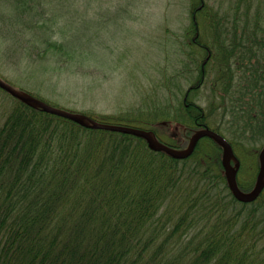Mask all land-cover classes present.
<instances>
[{
  "label": "trees",
  "instance_id": "16d2710c",
  "mask_svg": "<svg viewBox=\"0 0 264 264\" xmlns=\"http://www.w3.org/2000/svg\"><path fill=\"white\" fill-rule=\"evenodd\" d=\"M5 2L6 25L41 29L45 52L66 50V40L48 34L54 8ZM198 8L193 46L206 58L189 54L190 86L173 83L174 101L162 109L153 100L149 112L121 121L142 123L159 140V115L186 140L211 129L232 145V165L242 166L241 155L264 147V0H233L232 13L211 16L212 46L198 35ZM164 87L171 92L169 80ZM222 153L206 137L191 157L174 159L143 138L83 127L15 99L0 127V264H264V190L253 203L237 201Z\"/></svg>",
  "mask_w": 264,
  "mask_h": 264
},
{
  "label": "rangeland",
  "instance_id": "374dc122",
  "mask_svg": "<svg viewBox=\"0 0 264 264\" xmlns=\"http://www.w3.org/2000/svg\"><path fill=\"white\" fill-rule=\"evenodd\" d=\"M232 1L204 0L200 7L196 0H42L45 7L55 9L48 34L53 35L51 42L66 40L64 52L53 48L45 52L41 36L46 33L41 29L6 25L2 16L10 9L1 4L0 78L54 107L97 121L129 125L121 119L129 113L149 112L153 100L162 109L166 101H174L173 83L190 86L192 81L187 79L193 75L187 68L193 63L189 54L206 58L205 50L193 46L197 36L192 32L193 10L199 7L198 35L212 46L213 34L206 31L207 24L211 16L232 13ZM168 80L171 92L164 87ZM199 94L201 105L208 108V90L203 88ZM14 102L0 89V127ZM159 117L158 140L186 149L190 140L184 139L182 128L163 123L164 116ZM241 156L246 159L238 174L239 183L251 191L260 155L250 159Z\"/></svg>",
  "mask_w": 264,
  "mask_h": 264
},
{
  "label": "water",
  "instance_id": "95a60500",
  "mask_svg": "<svg viewBox=\"0 0 264 264\" xmlns=\"http://www.w3.org/2000/svg\"><path fill=\"white\" fill-rule=\"evenodd\" d=\"M0 88L6 91L7 93H9L14 98L24 103L34 104L40 107L43 111H45L48 114L70 120L72 122L79 124L80 126L91 129L120 132V133L143 138L147 142L148 147L152 151L164 152L170 157L178 160L188 159L194 154L199 142L203 138L206 137L211 138L222 148L223 151L222 165L226 173L227 183L230 191L232 192L233 196L237 201L241 203H253L259 198V196L264 190V147L260 152V169H259L256 185L250 192H244L243 190L240 189L237 182V174L240 168V163L237 162L235 166L232 165V159H236L234 149L232 145L223 136H221L220 134H218L213 130L207 128L199 130L192 136L187 148L180 150L162 143L151 132L147 130L125 126V125L101 123L86 115L69 112L54 107L52 105H49L46 102H43L42 100L30 94L18 91L17 89H15L13 86H11L9 83L2 80L1 78H0Z\"/></svg>",
  "mask_w": 264,
  "mask_h": 264
}]
</instances>
